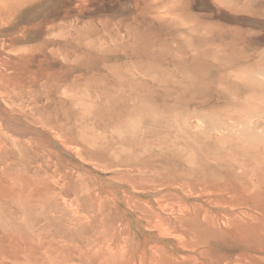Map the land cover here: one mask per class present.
Wrapping results in <instances>:
<instances>
[{"label": "rangeland", "instance_id": "obj_1", "mask_svg": "<svg viewBox=\"0 0 264 264\" xmlns=\"http://www.w3.org/2000/svg\"><path fill=\"white\" fill-rule=\"evenodd\" d=\"M0 264H264V0H0Z\"/></svg>", "mask_w": 264, "mask_h": 264}]
</instances>
